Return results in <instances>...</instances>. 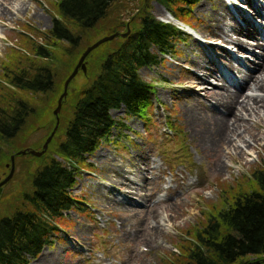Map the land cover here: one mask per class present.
<instances>
[{"label": "trees", "instance_id": "trees-1", "mask_svg": "<svg viewBox=\"0 0 264 264\" xmlns=\"http://www.w3.org/2000/svg\"><path fill=\"white\" fill-rule=\"evenodd\" d=\"M151 1L140 0L137 13L120 21V16L108 20L118 0H57L52 29L36 34L27 27L16 38L17 49H8L0 77L3 170L12 155L8 152L14 149L6 151L5 147L26 133L30 120L39 115L42 97L49 95L55 101L62 94L64 81L93 38L102 32L111 36L130 31L127 38L119 35L104 45L101 54L93 51L87 57V65L91 56L98 59L87 66V82L78 89L72 87L75 91L70 89V116L47 152L40 158L27 154L16 159L28 172L21 191L8 205V215L0 219V264H31L66 222L65 214L82 203L71 190L86 157L110 141L119 127L111 111L125 108L131 116L149 119L156 89L140 78L139 71L157 65L181 36L175 25L154 17ZM157 1L170 8L176 19L190 23L192 10L201 0ZM41 35L45 40L39 43L35 38ZM62 59L67 69L60 75L56 66ZM54 127L37 143L15 147L16 152L28 147L42 151ZM221 194L218 204L206 206L203 221L187 231L188 239L178 246L179 254H173L169 264H264V167L237 185L221 189Z\"/></svg>", "mask_w": 264, "mask_h": 264}, {"label": "rangeland", "instance_id": "rangeland-1", "mask_svg": "<svg viewBox=\"0 0 264 264\" xmlns=\"http://www.w3.org/2000/svg\"><path fill=\"white\" fill-rule=\"evenodd\" d=\"M218 1L201 0L192 10L189 26L193 30H187L190 34L185 32L180 39H177L173 52L161 57L156 66L139 71L142 80L156 87V92L152 95L153 106L148 114L149 119L143 120L130 116L125 108L111 112L112 118L119 124V127L113 131L110 141H104L95 153L86 157L84 168L80 170L76 184L71 190L72 196L80 199L82 203L76 210L65 214L66 222L61 224L57 234L52 236L51 243L36 259H32L31 264H42L41 258L44 255L58 249L59 264H169L173 254L178 255L175 253L179 252L178 246L183 243V240L188 239L187 231L203 221V211L206 206L220 202L221 189L237 185L244 177L249 178L255 169L264 167V129L257 130L261 142L255 147L247 148L246 154L239 160V154L227 145H222L223 147L217 150L212 149L211 152L204 150L202 145L198 146L199 137H193L197 127L188 124L185 116V107L192 105V101L194 105L204 110H211V107L216 105L202 89L196 86L193 76L194 67L187 61V57L191 40L197 37L204 41L203 35L209 34L206 20L217 8ZM226 2L228 6H231L230 0ZM255 2L259 6L264 5V0H255ZM56 3L57 0H0V77L3 75L4 63L8 62L7 56L10 54L8 49H17L16 38L22 34V31L27 32L25 28L28 27L36 34H43L52 29L54 16H56ZM116 4L108 20L120 16V21H126L137 13L140 0H118ZM149 9L158 20L173 23L163 16L165 12H169V9L159 1L152 0ZM7 13L8 16H5ZM233 13L237 17L235 10ZM247 13L251 15L250 11ZM262 14L264 16V11ZM238 20L243 24L240 18ZM258 23L264 31V27L260 26L259 21ZM174 24L180 29L183 28L180 24ZM108 36L110 35L106 32L99 33L90 44L93 45ZM38 37L35 40L39 43L45 40L43 35ZM108 43L99 47L98 51L95 50L96 53L104 52L106 48L104 45ZM261 45H264V40L260 41V47ZM225 46V49L240 60L247 70L257 71L259 58L262 57L260 56L262 54H259L260 48H253L255 54L247 52L243 56L240 50ZM194 54L195 52L189 56L193 57ZM96 57V55L90 57L88 65L85 63L86 68L90 62H97ZM213 58L223 70L226 69L214 52ZM64 62L65 60L62 59V63L60 61V65L56 66L60 75L61 71L67 69V63ZM225 73L234 77L237 83L240 81V78L234 76L231 71L226 69ZM86 74L81 71L70 83L67 96L62 100V107L58 114L57 131L70 116L71 100L68 98L70 89L72 87L78 89L85 84ZM66 81L63 83L62 94L57 98L54 97L55 101L49 95L41 98L39 115L30 120L26 133L14 144L5 147L6 151L14 149L8 152L12 155L9 156L6 169H0V183L12 171L11 159L12 157L15 159L12 179L0 192V219L8 215V205L13 202L12 197L21 191V182L28 172L27 168H23L22 163L19 164L20 166L17 165L16 159L26 156L19 153L27 151L30 147L19 152H16L15 147L22 146L24 142L29 145L37 143L42 136L51 131L54 125L57 126V117L54 112L64 93ZM0 82L3 81L0 80ZM210 84L214 86L216 81L210 79L208 86ZM72 91L75 90L72 88ZM246 93L252 94L253 92L248 89ZM67 103L68 112L63 115L64 106ZM199 132L200 130L197 134ZM46 141L45 139L44 145ZM133 150L145 154L150 164L149 171L151 168L155 171L154 175L149 173V180H155L150 188L155 191L152 193L154 198L151 202V205L156 206L155 213L146 205L145 207L141 205L136 209L108 204L106 197L119 195L118 199L122 200L121 195L125 191L114 181L116 173L108 172L110 166L113 164L125 166ZM217 159L225 166H229L228 171L226 169L215 170L213 163ZM224 184L228 186L221 188ZM148 187L149 185L145 190ZM133 200L141 202V199L136 197ZM156 215H159L157 220L169 218L177 226L173 227L172 221H162L164 237L161 238L159 235L156 237V242L159 241L162 245L160 248H156V243L150 247L145 241L147 235L151 233L150 228L155 225L153 218ZM125 226L127 228H124ZM125 232L134 234V237H123Z\"/></svg>", "mask_w": 264, "mask_h": 264}, {"label": "bare ground", "instance_id": "bare-ground-1", "mask_svg": "<svg viewBox=\"0 0 264 264\" xmlns=\"http://www.w3.org/2000/svg\"><path fill=\"white\" fill-rule=\"evenodd\" d=\"M226 1L219 0L217 2V8L213 10L210 17L206 20L209 34L203 35L202 38L205 42L198 39L191 40L187 57V61L194 67L193 76L196 86L202 89L205 95L216 105H213L211 110H204L194 105L195 103L192 101V105L185 107V116L188 124L197 127L193 137H199L198 146L202 145L204 150L211 152L212 149L217 150L227 145L239 154L238 159L240 160L246 154L247 148L255 147L261 142L257 130L264 129V45L260 47V41L264 40V32L254 23L253 19L246 15L241 7L245 6L251 11L255 19H261L259 13L264 9L257 5L255 0H241V4L239 0H234L229 3L233 9L228 6ZM233 10L240 15L243 24L238 20ZM5 16H8V13ZM163 16L167 20L181 25L169 12H165ZM260 25H264L263 18L260 21ZM225 45L240 50L243 56L247 52L250 54L254 53L253 48H260L261 52L259 54L261 53L262 55L260 56L262 57L259 58L260 63L256 69L258 73L257 71L247 70L240 60L225 49ZM193 52H195L194 56H189ZM213 52L219 58L220 63L224 65V68L240 78L238 83L231 75H226L222 71L223 69L219 66V63L213 58ZM254 56L257 57V55ZM210 79L216 81L214 86L211 84L208 86ZM248 89L252 90L253 93L247 94ZM252 119L255 120L252 121ZM197 129L200 130L198 134ZM234 160L238 161L237 159ZM149 165V160L145 154L133 150L125 166H117L115 164L110 166L108 172L111 174L113 172L116 173L114 181L125 191L124 193L122 192V200L118 199L120 197L118 194V196L106 197L108 204L136 209L140 208L141 205H144V207L146 205V207L152 208L155 213L156 209L154 208L156 206L151 205L154 198L152 193L155 191L150 189L155 180L153 178V181L149 180V173L154 175L155 171L152 168L149 171ZM214 165L216 171L223 169L228 171L229 168V166L221 163L219 159L215 160ZM148 185L149 187L145 190ZM135 197L141 199V202H139L140 200L134 201ZM167 207L170 209L169 205ZM158 218L159 215L154 216L155 225L150 228L151 233L145 238L150 247L155 243L156 248L162 247L159 241L156 242L158 235L161 238L164 237L162 221H172L169 218L157 220ZM172 223L173 227H177L173 221ZM124 228H127V226ZM120 229H123V225ZM127 231L132 232L130 230ZM128 232H125L123 237H134V234L131 235ZM138 234H141V232H138ZM58 255L59 249L44 255L41 258V263L59 264Z\"/></svg>", "mask_w": 264, "mask_h": 264}, {"label": "water", "instance_id": "water-1", "mask_svg": "<svg viewBox=\"0 0 264 264\" xmlns=\"http://www.w3.org/2000/svg\"><path fill=\"white\" fill-rule=\"evenodd\" d=\"M129 31L126 33V34H122L121 37L122 38H127V36L129 35ZM118 35H112V36H108V37H104L102 38L101 40H99L98 42H96L95 44H93L92 46L88 47L86 49V51L83 53V55L81 56L77 66L75 67L73 73L69 76V78L67 79L66 83H65V86H64V93L63 95L61 96L60 100H59V103H58V107L57 109L55 110L54 114L56 115L57 117V127L55 128L54 132L52 133L51 137H49V139L46 141V144L44 145V150L42 152H36V151H32V150H27L25 152H21L19 154H31L33 156H36V157H41L45 152L46 150L48 149V145L49 143L51 142L53 136L55 135L56 133V130L58 128V124H59V119H58V114H59V111L62 107V100L67 96V92H68V89H69V85L70 83L72 82V80L78 75L79 71L82 69V71L86 74L87 72V68H86V65H85V60L87 59V57L96 49H98L100 46H102L103 44H106L108 42H111L113 41L115 38H117ZM14 157H12L11 161H12V171L10 172V175L3 181L0 183V192H1V188L6 185L12 178L13 176V173H14Z\"/></svg>", "mask_w": 264, "mask_h": 264}]
</instances>
